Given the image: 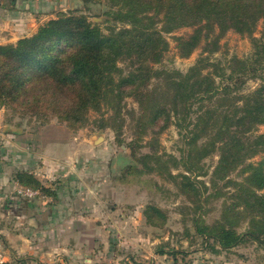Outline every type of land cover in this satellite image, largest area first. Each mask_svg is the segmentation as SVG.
<instances>
[{
	"label": "rangeland",
	"instance_id": "obj_1",
	"mask_svg": "<svg viewBox=\"0 0 264 264\" xmlns=\"http://www.w3.org/2000/svg\"><path fill=\"white\" fill-rule=\"evenodd\" d=\"M2 13L0 19L9 21L4 33H18V39L0 46L16 45L49 22L70 16L98 26L105 37L102 48H136L129 40H140V33H124L134 27L156 31L166 42L159 47L168 49L162 61L146 64L154 74L145 106L152 107L154 92L163 101L172 100L163 73L187 74L200 57L219 64L223 78H239L240 68L248 72L235 94L252 93L262 82L264 53L256 61L253 44L264 36V17L251 33H241L232 27L228 13L210 11L185 19L168 14V5L154 0H0ZM197 30L202 41L183 57L179 48H191L182 44ZM238 61H247V69ZM81 106L79 102L71 110L73 123L49 111L36 115L12 106L0 108V172L9 154L4 155V126L22 133L41 154L44 146L52 149L53 166L43 156L35 169L26 158L15 161L26 165L15 172L16 196L19 189L33 186L18 183L19 175H27L38 182L31 188L38 194L31 199L43 207L78 204L68 211L69 225L82 235L90 264H264V235L259 233L264 225V152L215 174L220 151L208 137L190 143L174 118L162 129L167 117L153 121L152 112L145 116L134 97L124 99L120 116L107 104L98 109ZM197 110L198 104L193 108ZM196 116L191 114L190 121ZM253 132V137L264 134V125ZM222 228L234 230L243 240L223 249L213 237ZM66 242L74 247L78 243Z\"/></svg>",
	"mask_w": 264,
	"mask_h": 264
},
{
	"label": "trees",
	"instance_id": "obj_2",
	"mask_svg": "<svg viewBox=\"0 0 264 264\" xmlns=\"http://www.w3.org/2000/svg\"><path fill=\"white\" fill-rule=\"evenodd\" d=\"M154 1L168 5V14H180L185 19L210 11L228 13L232 27L241 33H251L254 23L264 17V0ZM132 32L141 36L140 40H129V45L136 48H102L105 37L100 28L82 17L70 16L49 22L16 45L0 46V108L12 106L36 115L49 111L73 123L71 110L79 102L82 103L80 109H98L107 104L116 116H120L124 99L134 97L142 104L145 116L152 112L153 121L167 117L162 129L174 118L175 125L186 132L190 143L203 135L208 137L213 149L220 151L215 174H224L242 161L264 152V134L253 137V131L264 125V72L259 88L247 95L235 94L248 72L240 68L239 78L232 75L223 78L226 74L219 64L210 62L209 57H200L187 74L163 73L172 100L163 101L164 98L154 92L152 107L145 106L144 99L151 98L145 93L150 92L147 84L154 74L146 64L162 61L168 48L159 47L166 42L156 31H141L137 27L124 31ZM200 41L201 32L197 30L182 44L191 48H179L180 54L190 56ZM263 41L264 36L254 39L256 61L263 56ZM215 51L216 48L208 52ZM122 63H129V66L123 68ZM238 63L247 69V61ZM197 104L198 110L193 111ZM196 113L195 120L190 121L191 114ZM143 118H139L142 123ZM251 132L253 135L249 134ZM184 178L189 180L187 176ZM18 183L21 186L32 184L33 189L38 184L27 175H19ZM262 227L259 233L264 235V225ZM213 237L223 249H230L244 236L222 228Z\"/></svg>",
	"mask_w": 264,
	"mask_h": 264
},
{
	"label": "crops",
	"instance_id": "obj_3",
	"mask_svg": "<svg viewBox=\"0 0 264 264\" xmlns=\"http://www.w3.org/2000/svg\"><path fill=\"white\" fill-rule=\"evenodd\" d=\"M3 17L4 13L0 14V18ZM4 23L8 24L9 21L0 19V45L18 39V33H4ZM30 147L22 133L4 126V155L7 152L9 154L4 161V170L0 172V252L6 256L7 264L92 263L88 258L89 251L81 241L82 235L70 230L68 211L73 212L78 204L43 207L34 199L23 198L19 194L16 196L15 172L26 169V165L21 162L18 166L15 161L26 158L32 162V169H35L34 166L40 163V157L43 156L45 163L53 166L50 147L44 146L45 154ZM33 172L38 173V170ZM73 239L78 241L76 247L66 242H72Z\"/></svg>",
	"mask_w": 264,
	"mask_h": 264
},
{
	"label": "built area",
	"instance_id": "obj_4",
	"mask_svg": "<svg viewBox=\"0 0 264 264\" xmlns=\"http://www.w3.org/2000/svg\"><path fill=\"white\" fill-rule=\"evenodd\" d=\"M18 194L31 199L35 197L38 193L31 189H22L18 191ZM0 264H7L6 256L4 255V253L1 252H0Z\"/></svg>",
	"mask_w": 264,
	"mask_h": 264
}]
</instances>
